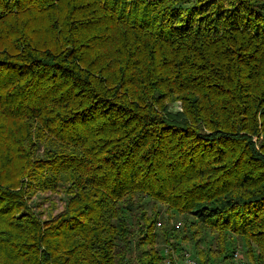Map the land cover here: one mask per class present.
Instances as JSON below:
<instances>
[{
    "label": "trees",
    "instance_id": "trees-1",
    "mask_svg": "<svg viewBox=\"0 0 264 264\" xmlns=\"http://www.w3.org/2000/svg\"><path fill=\"white\" fill-rule=\"evenodd\" d=\"M204 1L0 0V264H174L173 212L264 264V1Z\"/></svg>",
    "mask_w": 264,
    "mask_h": 264
},
{
    "label": "rangeland",
    "instance_id": "rangeland-1",
    "mask_svg": "<svg viewBox=\"0 0 264 264\" xmlns=\"http://www.w3.org/2000/svg\"><path fill=\"white\" fill-rule=\"evenodd\" d=\"M204 1V0H202ZM214 1V2H213ZM258 1V2H263ZM232 2H235V0H205L203 2L204 8L206 11H208L207 15H211V11L213 10L216 3H220L223 7H228V5ZM191 2H184L183 5L188 6ZM165 5H168L169 2H165ZM162 4V5H164ZM214 17V14L213 16ZM178 107V106H177ZM35 142H37V151L36 156L39 158H43L44 150L46 149L48 142L46 140H38L35 138ZM28 181V180H27ZM34 184V183H33ZM68 183H62L60 187L56 191H39L34 190L33 192H29V199L28 204L30 208L32 209L33 213L36 214L38 218H40L42 221H48L50 219H56L60 214L64 212L66 209V205L68 202V199L71 197V194H69L67 189ZM28 188H26L27 190ZM157 208H161V205L159 203H156ZM152 207V202L148 203L147 209L150 210ZM165 212V208L162 207V213ZM165 218L167 217V214H162ZM173 220L171 221V224H179V228H176L172 231L171 235L175 236V238H172L171 241H175L174 247L170 246V243L165 244L163 243V239L160 238L158 240V243L156 247H158L159 251L163 253L165 257H167L169 254L172 255V259L174 261V264H251L252 262H255L253 260V254L257 252V248L255 245H249L246 243V240L243 237L232 235L229 236V242H231L232 246L234 247H228L231 248L229 250L230 257L227 259H219L214 261V259H211V257L207 256V262L201 263L200 257L198 256L197 248L203 249L204 253L207 255L208 248H212L215 245V234L212 233L209 229H205L199 236H197L194 240L191 238H187L184 240L182 238V233H188L189 231L184 227L191 221H193V216L186 215V214H174L173 212ZM157 232L159 235H161V227L162 226H156ZM170 228V227H169ZM247 245L249 246V252H247ZM228 252V253H229ZM248 255H251V258L248 257ZM200 259V260H199ZM169 261V258H167V262ZM166 262V264H167Z\"/></svg>",
    "mask_w": 264,
    "mask_h": 264
}]
</instances>
